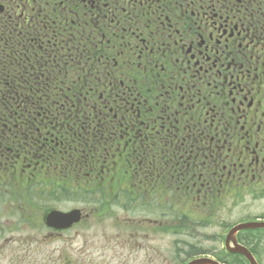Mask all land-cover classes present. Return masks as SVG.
Masks as SVG:
<instances>
[{
  "label": "flooded vegetation",
  "instance_id": "af4514ba",
  "mask_svg": "<svg viewBox=\"0 0 264 264\" xmlns=\"http://www.w3.org/2000/svg\"><path fill=\"white\" fill-rule=\"evenodd\" d=\"M0 17L39 23L41 75L57 65L88 75L52 76L55 86L85 88L83 116L74 92L66 122L53 110L31 112L27 98L19 117L10 107L0 116V256L26 258L28 222L41 228L32 237L39 248L50 243L43 230L59 240L87 217L83 205L69 229L45 224L60 210L43 212L45 190L63 181L101 184L102 206L114 201L127 213L137 203L167 217L164 233L184 210L241 204L247 219L234 225L264 222V0H0ZM59 168L71 182L55 177ZM236 240L264 264V227ZM223 248L230 264H251Z\"/></svg>",
  "mask_w": 264,
  "mask_h": 264
},
{
  "label": "rangeland",
  "instance_id": "374dc122",
  "mask_svg": "<svg viewBox=\"0 0 264 264\" xmlns=\"http://www.w3.org/2000/svg\"><path fill=\"white\" fill-rule=\"evenodd\" d=\"M54 175L60 179L68 178L71 182L70 172L65 168H59ZM71 186L69 182L63 181L56 193L48 191L51 188L46 189L49 198L40 202L43 212L48 208L70 211L86 205L87 217L72 231L63 234L59 240L46 238L47 231L43 230L44 241L50 243L39 248L34 247L32 237L40 236L41 228H36L39 226L36 222H28L26 258L16 256L13 259L5 252V255L0 256V264H186L189 260L201 256L216 259V254L224 247L228 229L247 219L242 217L248 212V208L242 209L241 204L230 212L228 208L209 213L184 210L185 214H172L170 231L164 233L163 222L167 217L153 216L137 203L132 205L134 208L127 213L115 207L114 201H106L105 206H102L101 203L105 199L96 197L101 184L86 187L85 193L94 197L86 196L84 191L75 194L78 190ZM50 197H56V200ZM260 203L262 202L256 203L252 208L257 209ZM261 206L264 210V201ZM261 208L259 210H262ZM92 209L95 211L90 212ZM138 219H157L162 224L157 227L153 223L143 221V225H140ZM135 241H139V245L134 246ZM191 250L207 254L189 258L193 254H190Z\"/></svg>",
  "mask_w": 264,
  "mask_h": 264
},
{
  "label": "trees",
  "instance_id": "16d2710c",
  "mask_svg": "<svg viewBox=\"0 0 264 264\" xmlns=\"http://www.w3.org/2000/svg\"><path fill=\"white\" fill-rule=\"evenodd\" d=\"M38 25L39 23H35V20L31 23H19L14 19L8 20L0 17V116L7 119L6 111L10 107L11 111H15L19 117L22 112V100L27 98L31 105V108L29 107L31 112H37L39 108H43L46 112L53 110L58 120L66 122L73 92L76 109L74 112L83 116L84 102L82 99L85 88L77 87L73 91L66 86H55L52 76H59L57 78L59 82L68 83L72 78L84 80L88 75L82 71L72 73L67 67L58 65L57 71L49 73L45 71L41 75L39 71L41 67H37L35 60L36 42L40 32ZM57 48L54 46V52ZM28 55L30 57H27ZM64 59L68 63L71 62L69 57L65 56ZM25 60L30 61L33 67H28ZM17 123H20V119ZM72 188L78 190L75 194L83 191L84 194L86 191L85 185H73ZM205 253L207 252H192L191 250L192 255L189 258ZM229 257L230 253L223 248L216 254V259L224 264H230Z\"/></svg>",
  "mask_w": 264,
  "mask_h": 264
},
{
  "label": "water",
  "instance_id": "95a60500",
  "mask_svg": "<svg viewBox=\"0 0 264 264\" xmlns=\"http://www.w3.org/2000/svg\"><path fill=\"white\" fill-rule=\"evenodd\" d=\"M81 212L79 209H73L68 212H61L58 210H52L45 215L46 225L57 228L65 229L69 228L73 223L77 222L80 218ZM264 222H249V223H240L232 227L226 236L225 245L230 251H239L243 253L250 261L251 264H256L253 257L247 251V249L240 246L235 240V234L245 228H263ZM234 245L235 249L233 250L230 247V242ZM187 264H221L217 260L208 257L197 258L189 261Z\"/></svg>",
  "mask_w": 264,
  "mask_h": 264
}]
</instances>
